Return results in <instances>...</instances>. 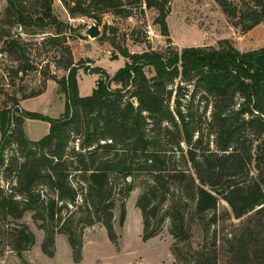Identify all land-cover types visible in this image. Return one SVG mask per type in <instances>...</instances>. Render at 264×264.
Returning <instances> with one entry per match:
<instances>
[{"label": "trees", "instance_id": "trees-1", "mask_svg": "<svg viewBox=\"0 0 264 264\" xmlns=\"http://www.w3.org/2000/svg\"><path fill=\"white\" fill-rule=\"evenodd\" d=\"M35 1L36 23L61 32L54 0ZM215 1L242 31L264 24V0ZM22 2L9 0L8 11L16 8L17 22L26 25L33 17ZM61 2L72 17L99 24L106 12L126 17L134 8H155L161 32L170 35L166 0ZM16 44L12 39L4 50ZM120 53L128 60L113 76L95 67L100 78L87 96L80 95L77 70L69 61L67 75L58 79L65 95L61 117L24 110L17 99L11 106L0 101V182L7 183H0V256L6 247L21 256L35 244L34 231L22 221L28 212L44 232L41 248L49 257L62 234L74 262H80L84 231L98 223L117 244L114 209L120 205L124 223L125 202L136 187L141 188L136 206L144 240L157 235L167 220L175 239H190L193 222L204 230L216 222L220 200L236 218L264 208V47L241 51L222 39L217 47ZM188 86L192 98L211 105L209 119H192L184 108L181 92ZM43 92L24 91L21 98ZM28 117L48 121L49 132L38 140L28 138ZM194 120L198 126H192ZM8 149L13 150L9 156ZM211 213L214 218L207 219ZM253 235L246 226L236 237L233 264H247L259 254Z\"/></svg>", "mask_w": 264, "mask_h": 264}, {"label": "rangeland", "instance_id": "rangeland-1", "mask_svg": "<svg viewBox=\"0 0 264 264\" xmlns=\"http://www.w3.org/2000/svg\"><path fill=\"white\" fill-rule=\"evenodd\" d=\"M166 5L169 9V36L161 32L156 21L158 10L144 5L143 10L134 8L133 14L126 17L106 12L100 24L101 35L91 38L85 31L93 19L72 17L61 0L53 2L54 12L62 22L59 33L53 25L41 27L36 23L34 19L40 9L35 0L22 2L25 12L33 17L26 25L17 22L16 8L8 11L9 0H0V101L3 105L11 106L17 99L19 107L24 110L58 117L65 103L58 79L67 75L69 61H73L77 70L80 95L87 96L92 94L100 78L95 67L101 66L113 76L125 65L128 59L121 55L120 49L134 53L149 49L181 50L186 46L217 47L222 39H229L241 51L264 47V24L242 31L232 24L215 0H166ZM126 6L129 7V4L126 3ZM12 39L17 41L16 48L5 51L6 42ZM148 75L153 73L148 72ZM113 87L117 85L113 84ZM39 89L46 93L28 100L21 98L24 91L29 93ZM173 89H176V85ZM190 89L188 86L181 92L184 108L189 109L192 119H209L211 105L206 108L199 101V96L192 98ZM174 99L175 92L172 107ZM28 118L32 119L26 121L27 136L40 138L48 132L49 123L46 120ZM194 124L199 125L196 120L192 122L193 127ZM71 138L76 140L73 134ZM204 141H207L206 137ZM74 144L76 142L71 145ZM12 152L8 149V156ZM0 183L7 186L4 180ZM140 193L141 188L136 187L127 197L124 223L120 222V205L114 209L117 244L109 239L105 227L98 223L84 231L80 262H74L71 247L62 234L56 236L55 255L49 257L41 248L44 232L38 228L32 213L28 212L22 221L34 231L35 244L21 256L6 247L0 256V264H233V245L246 226L251 227L254 233L251 242L259 245L253 250L260 251L247 264H264V208L257 211L258 207L236 218L229 204L220 200L215 214L216 222L207 230L198 222H193L190 239H175L167 220L157 235L144 240L142 213L136 206ZM212 218V213L207 215V219Z\"/></svg>", "mask_w": 264, "mask_h": 264}, {"label": "water", "instance_id": "water-1", "mask_svg": "<svg viewBox=\"0 0 264 264\" xmlns=\"http://www.w3.org/2000/svg\"><path fill=\"white\" fill-rule=\"evenodd\" d=\"M85 34L91 38H97L101 35L100 24L96 19H93V23L86 29ZM132 100L137 103L135 98Z\"/></svg>", "mask_w": 264, "mask_h": 264}, {"label": "crops", "instance_id": "crops-1", "mask_svg": "<svg viewBox=\"0 0 264 264\" xmlns=\"http://www.w3.org/2000/svg\"><path fill=\"white\" fill-rule=\"evenodd\" d=\"M46 92L44 91L42 94H40V95H38V96H35V97H32V98H36V97H39V96H41V95H43V94H45ZM28 99H31V98H27V99H25V100H28ZM64 108H65V103H64ZM29 110V109H28ZM63 112H64V110L60 113V115L58 116V117H61L62 116V114H63ZM48 116V115H47ZM58 117H52V118H58ZM28 119H32V118H27L26 120H25V122H24V129H25V125H26V121L28 120ZM48 122V121H47ZM49 123V122H48ZM49 130H50V123H49ZM49 130H48V132H49ZM47 132V133H48ZM25 133H26V130H25ZM46 133V134H47ZM46 134H44V135H46ZM43 135V136H44ZM26 136H27V134H26ZM43 136H41V137H43ZM28 138H30V139H33V140H38V139H40V138H31V137H29V136H27ZM0 140H1V135H0Z\"/></svg>", "mask_w": 264, "mask_h": 264}]
</instances>
